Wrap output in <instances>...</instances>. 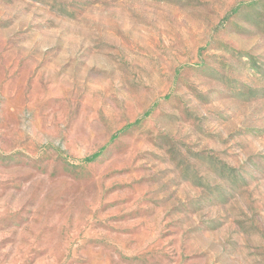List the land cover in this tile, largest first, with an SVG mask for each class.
<instances>
[{
	"label": "rangeland",
	"instance_id": "1",
	"mask_svg": "<svg viewBox=\"0 0 264 264\" xmlns=\"http://www.w3.org/2000/svg\"><path fill=\"white\" fill-rule=\"evenodd\" d=\"M0 264H264V0H0Z\"/></svg>",
	"mask_w": 264,
	"mask_h": 264
},
{
	"label": "trees",
	"instance_id": "2",
	"mask_svg": "<svg viewBox=\"0 0 264 264\" xmlns=\"http://www.w3.org/2000/svg\"><path fill=\"white\" fill-rule=\"evenodd\" d=\"M97 155H98V153H97V154H94V155L91 156V157H86L84 160H85V161H92Z\"/></svg>",
	"mask_w": 264,
	"mask_h": 264
}]
</instances>
